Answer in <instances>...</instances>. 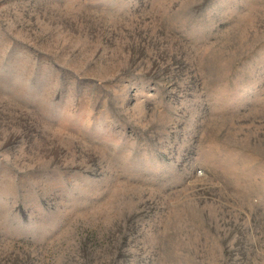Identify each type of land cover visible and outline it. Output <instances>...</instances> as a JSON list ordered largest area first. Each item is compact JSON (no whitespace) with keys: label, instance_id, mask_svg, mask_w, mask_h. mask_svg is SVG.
<instances>
[{"label":"rangeland","instance_id":"1","mask_svg":"<svg viewBox=\"0 0 264 264\" xmlns=\"http://www.w3.org/2000/svg\"><path fill=\"white\" fill-rule=\"evenodd\" d=\"M0 264H264V0H0Z\"/></svg>","mask_w":264,"mask_h":264}]
</instances>
